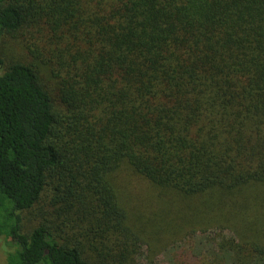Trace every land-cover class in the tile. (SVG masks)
<instances>
[{
	"label": "trees",
	"instance_id": "trees-1",
	"mask_svg": "<svg viewBox=\"0 0 264 264\" xmlns=\"http://www.w3.org/2000/svg\"><path fill=\"white\" fill-rule=\"evenodd\" d=\"M191 218L264 262V0H0L5 264H135Z\"/></svg>",
	"mask_w": 264,
	"mask_h": 264
},
{
	"label": "rangeland",
	"instance_id": "rangeland-1",
	"mask_svg": "<svg viewBox=\"0 0 264 264\" xmlns=\"http://www.w3.org/2000/svg\"><path fill=\"white\" fill-rule=\"evenodd\" d=\"M2 40L8 46L2 47V50L9 51L7 57H11V61L30 60L25 39L6 35ZM24 217L29 227L35 224L30 215L24 214ZM153 227L152 237L150 234L142 236L143 242L136 248L135 264H251L256 258L255 253H250L248 249L234 248L235 234L228 227L218 228L215 223H199L197 218H191L174 228L164 225ZM4 244L5 241L0 244V264H5L1 250ZM250 257L253 258L250 260Z\"/></svg>",
	"mask_w": 264,
	"mask_h": 264
}]
</instances>
